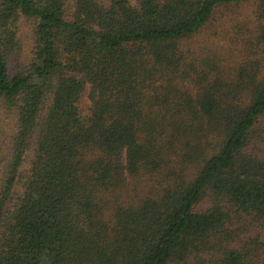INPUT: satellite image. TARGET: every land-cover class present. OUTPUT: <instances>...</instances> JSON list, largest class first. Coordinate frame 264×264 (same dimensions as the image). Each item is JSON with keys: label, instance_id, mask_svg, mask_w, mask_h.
I'll list each match as a JSON object with an SVG mask.
<instances>
[{"label": "trees", "instance_id": "16d2710c", "mask_svg": "<svg viewBox=\"0 0 264 264\" xmlns=\"http://www.w3.org/2000/svg\"><path fill=\"white\" fill-rule=\"evenodd\" d=\"M0 264H264V0H0Z\"/></svg>", "mask_w": 264, "mask_h": 264}, {"label": "rangeland", "instance_id": "374dc122", "mask_svg": "<svg viewBox=\"0 0 264 264\" xmlns=\"http://www.w3.org/2000/svg\"><path fill=\"white\" fill-rule=\"evenodd\" d=\"M101 1L105 5L109 3V0ZM257 24L253 2L218 6L198 32L180 43L185 61L209 58L224 73L229 72L243 60L248 44L255 38ZM86 106L84 97L81 101L84 112Z\"/></svg>", "mask_w": 264, "mask_h": 264}]
</instances>
